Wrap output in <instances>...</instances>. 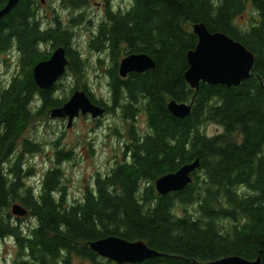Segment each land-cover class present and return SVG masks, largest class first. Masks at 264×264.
<instances>
[{
    "label": "trees",
    "instance_id": "obj_1",
    "mask_svg": "<svg viewBox=\"0 0 264 264\" xmlns=\"http://www.w3.org/2000/svg\"><path fill=\"white\" fill-rule=\"evenodd\" d=\"M59 1L71 10L89 2ZM5 2L0 0V8ZM129 2L119 10L108 4L89 46L99 52L109 49L114 62L130 53L153 59V68L125 79L117 68L109 72L108 111L121 108L128 121L143 110L148 130L140 134L130 127L124 158L105 175H97L83 198L73 203L65 199L64 174L58 166L43 172L37 191L24 182L27 172L20 156L7 162L16 150H39L37 143L21 140L23 132L36 116L66 100L55 93L58 82L46 90L36 85L34 65L64 46L66 71L81 75L85 61L72 39L84 15L71 17L67 26L55 15L47 25L41 0H19L0 20V56L13 48L19 58V71L0 87V237L13 239V263H99L101 257L89 243L117 235L142 240L161 253L123 264H206L227 255L259 257L264 264V0ZM246 5L253 10L252 19L238 26L236 19ZM195 22L227 34L253 53L247 79L232 87L202 82L197 90L189 87L183 74L186 53L197 43ZM47 45L50 51L43 47ZM88 94L96 104L104 103ZM169 99L190 101V114L174 117L166 106ZM209 123L221 131L207 135L202 127ZM71 158V151L55 150L56 163ZM196 158L199 167L190 183L180 191L157 193L158 177ZM15 201L33 218L27 231L22 218L11 212Z\"/></svg>",
    "mask_w": 264,
    "mask_h": 264
},
{
    "label": "rangeland",
    "instance_id": "obj_2",
    "mask_svg": "<svg viewBox=\"0 0 264 264\" xmlns=\"http://www.w3.org/2000/svg\"><path fill=\"white\" fill-rule=\"evenodd\" d=\"M108 4L113 10H119L127 8L130 2L129 0H90L84 7L71 10V8L62 7L59 0L41 1L40 12L47 25L53 23L55 15L63 21L64 26L70 25L71 17H76L78 13L82 12L84 15L81 23L73 29L72 46L80 53L85 64L82 65L80 76H75L69 70L66 71L58 80L56 95L68 99L72 88L77 86L80 89V86L85 84L83 90L90 91L95 100L102 99L104 103L111 104L105 68L111 67L112 62L108 57H105L102 62L97 61L98 57H104L105 51L99 52L89 46L97 25L105 18ZM251 14H253L252 8L246 5L236 19L238 26L249 25L252 19ZM43 47L50 51V45ZM18 60V53L13 48L0 56V87L6 85L19 71ZM141 111L142 113L133 122L136 132L143 134L148 128L145 113ZM129 120H125L121 108L107 111L98 118L79 115L74 118L69 127L66 118H50L48 113L40 114L31 121L21 136V140L28 139L37 143L39 150L31 153L25 152L24 149L16 150L7 163L11 164L16 156H20L22 171L27 172L24 182L37 191L40 188L43 172L53 166H58L64 174L65 199L68 203H73L83 198L84 192L92 187L97 175H105L117 162L121 161L124 152L123 144L129 142V139L125 138L128 137L132 122ZM202 130L207 135H213L221 131V128L209 123L203 126ZM58 148L71 151L72 158L56 163L54 153ZM16 203L19 204V202ZM21 218V226L27 231L33 223V218H30L28 213ZM13 242L11 237H0V264H14ZM74 262L75 264H112L111 261L108 262L103 258L99 259V263L87 259H75Z\"/></svg>",
    "mask_w": 264,
    "mask_h": 264
},
{
    "label": "water",
    "instance_id": "obj_3",
    "mask_svg": "<svg viewBox=\"0 0 264 264\" xmlns=\"http://www.w3.org/2000/svg\"><path fill=\"white\" fill-rule=\"evenodd\" d=\"M19 0H7L0 8V20ZM192 31L197 43L186 53L188 63L184 79L189 87L197 90L200 82L210 85L238 86L251 75L254 55L241 42L222 32H210L204 23L195 22ZM69 60L63 46L50 52L48 58L39 61L33 67V78L40 89H50L64 75ZM154 67L153 59L145 53H132L119 61V74L125 77L130 72H144ZM167 109L176 118H185L191 112V103L170 99ZM104 108L95 105L84 90L75 89L69 98L59 107L51 108L50 118H67V126L79 114L90 113L97 117ZM199 167V159L182 164L175 171L165 173L155 180L154 186L160 195L182 190L192 180V172ZM11 212L21 217L27 213L25 207L14 203ZM89 247L99 256L116 264L139 263L148 258L161 255L142 240H127L117 235L102 237L89 243ZM260 258L248 260L238 255H227L209 260L206 264H259Z\"/></svg>",
    "mask_w": 264,
    "mask_h": 264
},
{
    "label": "flooded vegetation",
    "instance_id": "obj_4",
    "mask_svg": "<svg viewBox=\"0 0 264 264\" xmlns=\"http://www.w3.org/2000/svg\"><path fill=\"white\" fill-rule=\"evenodd\" d=\"M124 55H122V57H123ZM105 57H108L109 59H110V61L112 62V66L111 67H109V68H105V75L107 76V79H108V83H107V86H108V88H110V71H111V69H115L116 70V68H117V72H118V75H119V77L121 78V76H120V74H119V71H118V67H119V61H117V62H114L112 59H111V57H110V54H109V49L108 50H106L105 51V55H104V57H98L97 58V61H100V62H102V61H104V59H105ZM121 57V58H122ZM120 58V59H121ZM133 72H130V73H127L126 74V76L125 77H123L122 79H125V78H127L130 74H132ZM87 89V88H86ZM88 91V90H87ZM90 94H91V96L93 97V95H92V93L90 92V91H88ZM103 106H106L105 107V109H106V112L108 111V109H109V105L108 104H106V103H101ZM142 113V111L141 110H139L135 115H134V118L133 119H130V120H132V122H131V124H130V127L131 128H134V130L136 131V129H135V124H134V122L133 121H136V119L138 118V115H140ZM129 120V121H130ZM137 133V132H136ZM125 138H127V139H129V137H125ZM126 145V143H124L123 144V146H125ZM124 158V152H123V156H122V159Z\"/></svg>",
    "mask_w": 264,
    "mask_h": 264
},
{
    "label": "bare ground",
    "instance_id": "obj_5",
    "mask_svg": "<svg viewBox=\"0 0 264 264\" xmlns=\"http://www.w3.org/2000/svg\"><path fill=\"white\" fill-rule=\"evenodd\" d=\"M6 1H7V0H6ZM41 1L43 2V0H41ZM89 1H90V0H89ZM5 3H6V2H5ZM4 5H5V4H4ZM63 47H64V46H63ZM54 49H55V48H54ZM52 50H53V49H52ZM52 50H51V51H52ZM130 54H132V53H130ZM127 55H129V54H127ZM125 56H126V55H124L123 57H125ZM123 57H122V58H123ZM122 58H121V59H122ZM67 59H68V58H67ZM121 59H120V60H121ZM66 70H67V67H66ZM148 70H149V69H148ZM144 72H145V71H144ZM133 73H137V72H133ZM140 73H142V72H140ZM121 78H122V77H121ZM84 91H85V90H84ZM85 92H86V91H85ZM86 94L89 96V94H88L87 92H86ZM89 98H90V100L92 101V99H91L90 96H89ZM169 100H170V99H169ZM169 100H168V101H169ZM174 100H175V99H174ZM168 101H167V102H168ZM92 102H93V101H92ZM93 103H94L95 105H97V106H100V107L104 108V112H103L101 115L97 116V117H92L90 113H87L86 115H89L91 118H98V117L102 116V115L106 112V109H105V106H103V105L96 104L95 102H93ZM166 105H167V103H166ZM83 116H84V115H83ZM77 117H78V116H77ZM75 118H76V117H75ZM66 119H67V118H66ZM73 120H74V119H73ZM12 205H13V204H12ZM25 209H26V208H25ZM26 210H27V209H26ZM27 212H28V211H27ZM26 214H27V213H26ZM26 214H25V215H26ZM99 239H100V238H99ZM94 241H95V240H94ZM97 255H98V254H97ZM100 257H101V256H100ZM101 258L106 259V258H104V257H101ZM106 260H107V259H106ZM111 262H113V261H111Z\"/></svg>",
    "mask_w": 264,
    "mask_h": 264
}]
</instances>
